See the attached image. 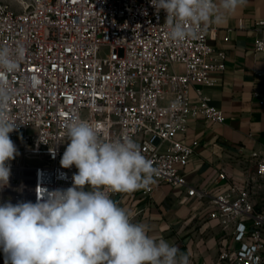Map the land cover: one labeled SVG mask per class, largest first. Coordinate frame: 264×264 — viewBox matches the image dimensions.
Segmentation results:
<instances>
[{
    "label": "built area",
    "instance_id": "obj_1",
    "mask_svg": "<svg viewBox=\"0 0 264 264\" xmlns=\"http://www.w3.org/2000/svg\"><path fill=\"white\" fill-rule=\"evenodd\" d=\"M166 15L150 0H0V47L26 49L19 69L6 76L18 154L6 161L10 177L0 197L3 204L36 203L42 189L71 187L78 169L60 160L70 143L67 125L84 119L102 139L131 137L153 162L154 180L185 190L193 210L208 209V219L231 236L216 264H264V154H251L255 173L243 182L220 172L212 189L197 188L184 174L199 142L178 135L193 118L226 119L201 88L197 102L191 98L195 85L215 86L213 73L225 68V51L211 44L218 30L175 42ZM257 27L254 48L264 52V19ZM254 96L264 108V95ZM153 190L150 184L143 194L151 198ZM121 194L110 195L115 201Z\"/></svg>",
    "mask_w": 264,
    "mask_h": 264
},
{
    "label": "clouds",
    "instance_id": "obj_2",
    "mask_svg": "<svg viewBox=\"0 0 264 264\" xmlns=\"http://www.w3.org/2000/svg\"><path fill=\"white\" fill-rule=\"evenodd\" d=\"M150 2L166 12L169 39L183 42L202 28L226 24L248 0ZM25 55L23 45L15 50L0 47V187L9 182L6 161L18 154L9 136L16 123L6 111L13 95L6 76L19 69ZM66 136L70 143L60 164L78 169L73 185L52 192L42 189L36 203L0 204L5 264H191L190 253L148 235L150 226L134 223L133 213L111 198L112 193L130 194L154 181L157 170L137 143L131 137L102 139L97 127L80 118L67 125Z\"/></svg>",
    "mask_w": 264,
    "mask_h": 264
},
{
    "label": "crops",
    "instance_id": "obj_3",
    "mask_svg": "<svg viewBox=\"0 0 264 264\" xmlns=\"http://www.w3.org/2000/svg\"><path fill=\"white\" fill-rule=\"evenodd\" d=\"M264 19V0H248L226 24L211 25L218 30L211 44L226 53L225 68L215 71L218 83L213 87L195 85L191 98L197 102V88L211 99L213 105L225 113V121L217 123L203 117L193 118L185 133L178 139L187 143L199 142L195 155L184 169L189 185L214 187L220 172L238 181H245L255 173L251 154H264V108L258 105L254 91L264 95V52H257L255 41L262 36L257 22ZM228 38V40H225ZM262 72V75H258ZM151 198L139 189L122 193L116 198L119 206L133 213V222L150 226L148 235L163 237L190 253L191 264H216L221 248L230 240L223 235L218 222L209 220L208 209L193 210L192 200L184 201L186 191L154 180ZM0 204L3 201L0 197ZM6 255L0 249V264Z\"/></svg>",
    "mask_w": 264,
    "mask_h": 264
},
{
    "label": "rangeland",
    "instance_id": "obj_4",
    "mask_svg": "<svg viewBox=\"0 0 264 264\" xmlns=\"http://www.w3.org/2000/svg\"><path fill=\"white\" fill-rule=\"evenodd\" d=\"M85 190H87V188Z\"/></svg>",
    "mask_w": 264,
    "mask_h": 264
}]
</instances>
